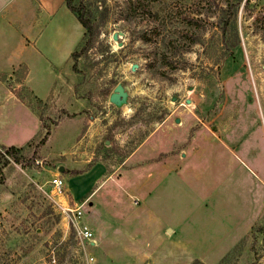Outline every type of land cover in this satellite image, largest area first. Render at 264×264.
I'll return each mask as SVG.
<instances>
[{
    "label": "rangeland",
    "instance_id": "rangeland-1",
    "mask_svg": "<svg viewBox=\"0 0 264 264\" xmlns=\"http://www.w3.org/2000/svg\"><path fill=\"white\" fill-rule=\"evenodd\" d=\"M74 4L93 41L85 49L83 34L76 63L51 62L50 74L18 47V23L0 24V66L24 55L35 91L5 83L41 121L12 126L14 101L0 104L1 140L33 137L23 163L0 157V264H264V0ZM162 161L182 170L145 184ZM94 166L101 179L80 200L52 184ZM76 201L97 237L83 251L62 210Z\"/></svg>",
    "mask_w": 264,
    "mask_h": 264
},
{
    "label": "crops",
    "instance_id": "crops-1",
    "mask_svg": "<svg viewBox=\"0 0 264 264\" xmlns=\"http://www.w3.org/2000/svg\"><path fill=\"white\" fill-rule=\"evenodd\" d=\"M25 1L26 0L1 1L0 24L2 23V21L5 23H18V27L15 30V32L17 31V34L20 35V43L18 47L22 52L31 49L33 52L37 53L40 56L37 57L40 58V62L42 61L43 68L50 74L52 73L50 70V66L47 67L49 63H64L70 59L71 54L74 51V47L78 44L80 38L84 34V26L81 24L74 12H72L68 8V6L66 5V0H36L34 2L37 3L36 7H33L34 3L32 2V0H27L26 3ZM9 2L13 4L12 8H9L11 7V5L9 6ZM21 18L23 19V21H20ZM22 56L23 57H19L13 60L12 63L6 66H0V104H3L1 106V109L7 112V102L14 101L13 104H15L14 107L17 110L13 109V111H17V114H15V116L13 117L14 121L13 123H11V125L18 126L20 129H22L25 126V123L28 121L29 124L36 126L37 130H39L41 123L39 116L32 111L30 106L24 100L14 94L8 88L4 79L5 77L8 78L11 76H17L18 79H22V81L18 82V85H21L23 83L30 86L35 91V89L30 85L29 81L31 75V65L29 61L24 59V55ZM21 64H26L28 69L27 73L25 75L23 74L22 76H20L19 72L17 71L18 67ZM10 70L12 71L11 74L8 72ZM0 114L3 115V113ZM4 118L5 115L4 117H0L1 124H3L1 125L2 127L6 126ZM165 122H168V120H166ZM177 122L178 120H176V123ZM175 129L179 130L178 128ZM175 129H173L172 131H169L167 129L166 131L161 133L165 138L169 140L173 138L170 133H174ZM201 130L202 129H199V132ZM208 133H212L215 135V129L214 132L209 130ZM175 137L178 138L180 136L176 135ZM32 138L33 137L23 141V144L17 145L13 144L11 141H2L3 137L0 136V140L2 139L0 145H6L7 147L12 145L22 147ZM167 145L170 146V149L173 148V144L170 145V142H168ZM178 156H182V153ZM161 164L162 165L159 169L151 168L149 170H146L145 184H148L151 181L150 178L153 176V174L160 173L161 178H165L168 173L177 174L182 170V166L179 167L177 165V161H173L171 165H169L168 162L163 161ZM164 172L166 173V175ZM64 173L65 174H63L62 177L65 182V190H67L66 192H68V195L73 200H80V196L88 193L99 182V180L101 179L102 169L98 166H94L83 174L73 175L70 174V172L66 173L65 171ZM148 193L151 194L149 190ZM86 221L88 222V220ZM114 221H116V219H114ZM164 228L167 233H170V230H172V233L170 235H177V230L175 231L173 227L165 225ZM225 253H227V251ZM204 262L207 263L206 261Z\"/></svg>",
    "mask_w": 264,
    "mask_h": 264
},
{
    "label": "built area",
    "instance_id": "built-area-1",
    "mask_svg": "<svg viewBox=\"0 0 264 264\" xmlns=\"http://www.w3.org/2000/svg\"><path fill=\"white\" fill-rule=\"evenodd\" d=\"M52 184L56 188V191L59 195H64L65 189L63 191V188H65V182L61 175H57L52 178ZM84 203H78V202H66V204L63 206L62 210L64 212V215L68 219V223L74 226L75 230V238L77 239L79 243L80 249L83 251L87 247V244L91 246L96 245V235L91 227V225L85 220L84 211H83ZM94 261V257L90 256L88 258L87 263H91Z\"/></svg>",
    "mask_w": 264,
    "mask_h": 264
},
{
    "label": "trees",
    "instance_id": "trees-1",
    "mask_svg": "<svg viewBox=\"0 0 264 264\" xmlns=\"http://www.w3.org/2000/svg\"><path fill=\"white\" fill-rule=\"evenodd\" d=\"M66 5L68 6V8L75 13V15L77 16V18L79 19V21L81 22V24L84 26L85 28V33H84V40L86 41L85 43V46L84 48L87 49L92 41H93V28H92V24L89 20V18H86L84 16V13L80 10L82 9V7H77L75 4H74V0H66ZM81 52H78L77 50H74L71 54V57L75 60V63H76V60L78 59L79 55H80ZM45 139V138H44ZM44 139L42 141H44ZM22 148L21 147H17V146H8L5 148V152L2 153L0 152V157H4L6 162H8L9 158L7 157H10L11 159H13L15 162L17 163H23V155H22ZM2 172V168L0 167V173ZM199 260L195 261L194 263L192 264H196L198 263Z\"/></svg>",
    "mask_w": 264,
    "mask_h": 264
},
{
    "label": "water",
    "instance_id": "water-1",
    "mask_svg": "<svg viewBox=\"0 0 264 264\" xmlns=\"http://www.w3.org/2000/svg\"><path fill=\"white\" fill-rule=\"evenodd\" d=\"M116 37V35L114 36ZM125 95L123 87L121 84H118L115 87L114 92L111 94L110 99L114 102H120L122 97ZM64 169V167H61V171Z\"/></svg>",
    "mask_w": 264,
    "mask_h": 264
}]
</instances>
